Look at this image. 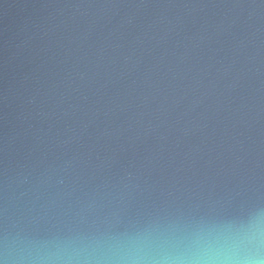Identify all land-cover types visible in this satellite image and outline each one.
I'll use <instances>...</instances> for the list:
<instances>
[{"label":"water","instance_id":"95a60500","mask_svg":"<svg viewBox=\"0 0 264 264\" xmlns=\"http://www.w3.org/2000/svg\"><path fill=\"white\" fill-rule=\"evenodd\" d=\"M257 205L264 0H0V251Z\"/></svg>","mask_w":264,"mask_h":264},{"label":"clouds","instance_id":"9594fccd","mask_svg":"<svg viewBox=\"0 0 264 264\" xmlns=\"http://www.w3.org/2000/svg\"><path fill=\"white\" fill-rule=\"evenodd\" d=\"M0 264H264V206L241 215L155 223L52 250L5 241Z\"/></svg>","mask_w":264,"mask_h":264}]
</instances>
